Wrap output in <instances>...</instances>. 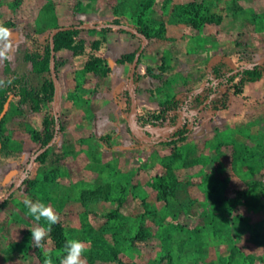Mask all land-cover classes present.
I'll use <instances>...</instances> for the list:
<instances>
[{
    "label": "rangeland",
    "instance_id": "1",
    "mask_svg": "<svg viewBox=\"0 0 264 264\" xmlns=\"http://www.w3.org/2000/svg\"><path fill=\"white\" fill-rule=\"evenodd\" d=\"M196 3L207 12L194 27L176 9ZM141 4L0 0V27L10 32L0 39V50L8 47L0 85L16 89L41 86L33 59L60 28L112 27L82 31L101 40L98 51L61 49L52 59L50 51L57 91L42 111L9 95L0 135V264H61L65 255L50 233L39 246L32 240L31 230L47 222L29 214L25 198L50 207L67 239L83 242L84 264H166L168 257L264 264V77L228 93L221 109L200 111L183 141L157 138L187 118L186 99L153 118L173 95L201 89L213 67L225 69V57L232 66L264 60V0H156L143 12L149 37L136 29ZM115 20L136 37L118 34ZM134 51L136 61L119 62ZM90 53L109 63L105 76L85 70ZM48 112L55 122L45 128Z\"/></svg>",
    "mask_w": 264,
    "mask_h": 264
},
{
    "label": "trees",
    "instance_id": "2",
    "mask_svg": "<svg viewBox=\"0 0 264 264\" xmlns=\"http://www.w3.org/2000/svg\"><path fill=\"white\" fill-rule=\"evenodd\" d=\"M156 0H142L143 10L137 15V26L136 29L149 37V32L143 18V12L150 8ZM183 13L189 15L188 19L192 26H198V22L204 18L206 10L204 11L200 3L192 4L191 7L185 9L182 5L178 7ZM193 14V17L190 16ZM114 24L118 26L116 32L118 34H129L136 37L130 32L128 28L122 25L119 20H115ZM88 30L93 32L101 31L104 34L112 33V27L107 23L95 24L89 26L86 29L79 26H71L70 28L57 31L53 36V48L54 51L61 49L71 50L74 55H83L85 49L88 47L90 52L98 51L101 48V40L94 38L88 39L82 36V31ZM135 57V51L127 53L121 56L119 59L120 63L130 62ZM223 63L227 65L225 69H221L220 66L213 67L211 72L214 73L215 77L207 79L201 89L198 91L187 90L182 91L180 96L173 95L171 98L165 100L161 111L153 115L156 120L163 116V113L169 109H172L178 105H182V99L187 100L186 113L187 118L184 122L175 129L170 135L165 137L157 138V141L161 144L177 143L186 139V137L193 130L197 120L198 113L202 110H217L221 109V104L225 100L228 93L236 94L240 92V87L245 83L256 82L264 77V60L258 62L241 63L236 66H232L231 58H224ZM84 68L88 72L99 73L105 76L110 71L108 62H105L102 57L90 53L86 57L84 62ZM33 72L43 77V81L40 87L35 89H26L25 87H19L18 89L12 88L8 85V82L3 81L0 85V111L6 99L10 94L14 96H20L23 100L28 99L31 102L32 109L34 111H42L43 105L53 99L54 95V83L50 74V42L45 44V47L37 51L32 63ZM189 96L190 99H187ZM129 97V96H128ZM182 107V106H181ZM3 118L0 120V135L3 123ZM55 122V118L51 113H46L43 117V126L48 128ZM48 130V129H46ZM37 136V135H36ZM135 141L140 144L151 145L152 142H145L138 138ZM48 142L45 139L44 144ZM48 154L47 149H42L41 153L37 157V161L43 163ZM158 187L161 192L167 189V183L162 177L158 178ZM32 183L31 180L27 181ZM47 222V221H46ZM47 226V223H46ZM50 237L57 248H64L65 242L68 240L62 224L57 220L55 224L51 225ZM171 257H168L166 264H172Z\"/></svg>",
    "mask_w": 264,
    "mask_h": 264
},
{
    "label": "clouds",
    "instance_id": "3",
    "mask_svg": "<svg viewBox=\"0 0 264 264\" xmlns=\"http://www.w3.org/2000/svg\"><path fill=\"white\" fill-rule=\"evenodd\" d=\"M10 36L8 29L0 27V39L7 40ZM8 47L5 46L3 50H0V57H7ZM24 205L28 209V212L34 219L39 222L42 218L47 221V227H36L31 230L32 240L37 246L45 238V236L51 231V225L57 222V215L54 214L53 210L46 206L44 203L37 200L33 202L31 198H25L23 201ZM65 255L61 259V264H84L80 259L82 253L85 251L83 242L79 240L69 239L65 242L64 247ZM50 264V261L46 262Z\"/></svg>",
    "mask_w": 264,
    "mask_h": 264
},
{
    "label": "water",
    "instance_id": "4",
    "mask_svg": "<svg viewBox=\"0 0 264 264\" xmlns=\"http://www.w3.org/2000/svg\"><path fill=\"white\" fill-rule=\"evenodd\" d=\"M63 29H66V27L60 28L59 30H63ZM53 36H54V35H51V36H50V51H51V59H52V57H53V51H54V48H53ZM137 55H138V54L135 55V58H134L135 61H136V59H137ZM50 72H51L52 76L54 77V81H56L55 72H54V68H53L52 65H51V61H50ZM132 77H133V73L131 74V78H132ZM54 86H55V84H54ZM56 91H57V89H56V87H55L54 98H55V96H56ZM129 94H130V97H132V99H133V96H132L131 92H129ZM9 100H10V96L6 99V101H5L4 105H3L2 110L0 111V120H1V118L3 117V115L5 114V112H6L7 108H8Z\"/></svg>",
    "mask_w": 264,
    "mask_h": 264
}]
</instances>
